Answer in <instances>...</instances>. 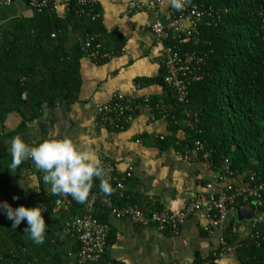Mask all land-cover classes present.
Returning <instances> with one entry per match:
<instances>
[{
    "label": "trees",
    "instance_id": "obj_1",
    "mask_svg": "<svg viewBox=\"0 0 264 264\" xmlns=\"http://www.w3.org/2000/svg\"><path fill=\"white\" fill-rule=\"evenodd\" d=\"M69 1L70 7L63 15L34 11L33 16L18 18L4 30L0 43V126L11 114L20 118L19 128L39 119L45 108L76 103L82 86L81 60L89 57L101 65L123 53L127 38L105 27L104 8L98 0L88 4ZM194 5L214 10V16L197 20V30L189 41L173 43L181 51L203 58V77L188 86L186 101L180 102L176 91L164 80L163 64L162 72L152 81L165 88L170 100L162 107L157 96H150L147 102L135 98L132 114L151 109L166 119L169 133L156 140L161 150L173 148L184 157L200 140L204 151L209 152L207 159L213 172L224 174L228 166L230 181L259 184L264 181V0H191L186 8ZM128 10L136 12L129 5ZM90 38L93 40L87 46ZM105 52L109 56L101 58ZM45 139L52 138L28 145ZM204 154L190 161L207 162ZM10 162L8 146L0 136V202L7 201L13 208L45 206L46 216L53 217L60 230H65L73 217L83 214L91 197L100 190V180L94 178L83 204L70 196H52L50 185L42 180L44 173L30 159L14 173L7 169ZM27 175L36 177V187L27 182ZM150 198L128 191L119 203H137L146 213L163 208ZM58 199L64 204L54 214ZM99 201L93 213L110 226L109 212ZM250 203L255 215L249 221V230L240 231L247 220L229 217L223 230L225 244L205 259L196 255L191 264H214L230 248H234L240 264H264V191L259 200L240 199L236 207ZM46 225L45 242L37 245L24 233L26 221L15 228L0 213V264H74L66 243L50 224ZM115 240L110 226L106 253L97 263L126 264L107 257V249Z\"/></svg>",
    "mask_w": 264,
    "mask_h": 264
},
{
    "label": "crops",
    "instance_id": "obj_2",
    "mask_svg": "<svg viewBox=\"0 0 264 264\" xmlns=\"http://www.w3.org/2000/svg\"><path fill=\"white\" fill-rule=\"evenodd\" d=\"M98 1L104 8L105 27L127 38L123 53L101 65L84 57L81 60L82 86L76 103L45 108L39 119L19 128L20 118L11 114L0 126V136L7 146L16 136L22 137L27 144L44 138H69L81 149L90 150L100 161L114 162L121 173L131 166L133 175L127 183L129 191L150 196L167 209L179 211L192 198L207 192L212 167L207 162L188 161L173 148L161 150L156 142L169 133L168 123L151 109L132 114L125 130L104 127L96 118V106L109 101L116 93L133 98L157 96L162 107L170 100L165 88L152 81L162 72L165 53L164 44L151 31L157 17L168 18L169 2L164 0L157 15L146 11L130 13L131 0ZM33 14L24 0L0 4V43L5 29L11 28L18 18ZM29 183L37 186V183ZM231 183L241 188L247 186L241 180ZM42 215L45 224H50L66 243L74 261L79 250L77 239L60 230L53 217H47L45 212ZM233 216H237V211L230 214ZM249 221L241 225V232L249 230ZM108 222L116 240L107 249V257L126 264H191L196 255L205 259L221 245L220 230L213 234L205 232L208 216L203 210L186 219L177 233L156 226L139 227L129 218L109 216ZM214 264L240 263L234 248H230Z\"/></svg>",
    "mask_w": 264,
    "mask_h": 264
},
{
    "label": "built area",
    "instance_id": "obj_3",
    "mask_svg": "<svg viewBox=\"0 0 264 264\" xmlns=\"http://www.w3.org/2000/svg\"><path fill=\"white\" fill-rule=\"evenodd\" d=\"M15 0H0V4L9 5ZM35 12L44 10L54 12H66L70 7L69 0H24ZM95 0H81V4H88ZM164 0H131L130 10L146 11L159 15L160 6ZM169 16L166 19L157 17L151 25V31L154 37L164 44V66H165V82L170 85L177 93L180 102L186 101L188 96V86L193 81L200 80L203 77V58L190 51H181L175 43L179 44L189 41L197 30L196 21L203 19L208 15L214 16L215 11L212 9H201L198 6L185 8L179 13L170 6L168 0ZM211 18V17H210ZM212 21V19H211ZM93 38L87 42L90 45ZM168 40V44L165 41ZM171 44L175 46H171ZM98 56L94 52V57ZM109 53L105 52L101 58H106ZM150 96L142 97L143 102H147ZM135 98L116 93L109 101L99 103L96 106L97 122L111 129H125L132 120V113L135 108ZM163 136H160L162 139ZM201 152H205L204 158L208 161L209 152L204 151L202 141H197L191 153L186 154L184 158L188 161L199 156ZM104 169V179H107L113 188L110 196H105L100 190L94 193L87 203L83 214L73 217L65 225V232L76 237L79 243V250L75 258L74 264H94L102 260L106 253L107 241L110 232V226L99 220L93 213L96 202L100 200L101 205L107 208L109 215L116 218H129L137 226H156L170 233H177L182 223L198 211H205L208 216V223L204 226L205 232L213 234L216 230H220L222 235L220 238L221 245L225 244L223 230L228 221L230 214L237 211V201L242 199L248 201L250 199L259 200L261 191H264V181L256 185H248L245 188L234 186L230 181L232 174L229 167H226L225 173L213 172L212 178L206 185L207 192L200 194L184 206L179 211H171L163 206L161 209H152L149 212L143 211L142 207L133 202L120 204L124 197L127 196L128 179L132 178L133 168L130 166L125 172L118 171L116 164L110 160H101ZM254 180V178H253ZM260 180V178H259ZM217 188V190H214ZM153 202H159L150 198ZM53 207V213L56 214L60 207L64 204L58 199ZM47 212L48 208L43 206Z\"/></svg>",
    "mask_w": 264,
    "mask_h": 264
},
{
    "label": "clouds",
    "instance_id": "obj_4",
    "mask_svg": "<svg viewBox=\"0 0 264 264\" xmlns=\"http://www.w3.org/2000/svg\"><path fill=\"white\" fill-rule=\"evenodd\" d=\"M191 4V0H170V6L180 12ZM11 162L7 169L14 173L26 160H31L43 174L44 184L50 185L52 196H70L77 203H85L93 185L99 179L100 191L105 196L113 193V188L104 179L102 162L90 150L81 149L69 138L45 139L34 146L28 145L20 136L12 138L8 144ZM13 199H19L14 196ZM59 203V201H57ZM42 205L13 208L7 201L0 202V213L12 222L15 228L26 221L24 233L37 245L45 242L47 225L42 215ZM264 219V218H262Z\"/></svg>",
    "mask_w": 264,
    "mask_h": 264
},
{
    "label": "water",
    "instance_id": "obj_5",
    "mask_svg": "<svg viewBox=\"0 0 264 264\" xmlns=\"http://www.w3.org/2000/svg\"><path fill=\"white\" fill-rule=\"evenodd\" d=\"M255 209L253 208L252 203L241 206L237 209V219L239 221L251 220L254 217Z\"/></svg>",
    "mask_w": 264,
    "mask_h": 264
},
{
    "label": "rangeland",
    "instance_id": "obj_6",
    "mask_svg": "<svg viewBox=\"0 0 264 264\" xmlns=\"http://www.w3.org/2000/svg\"><path fill=\"white\" fill-rule=\"evenodd\" d=\"M25 179L29 182H31L33 185H36V181H37V179H36V177L35 176H33V175H27L26 177H25ZM249 224V223H248Z\"/></svg>",
    "mask_w": 264,
    "mask_h": 264
}]
</instances>
